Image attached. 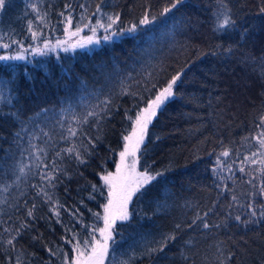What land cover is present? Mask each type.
<instances>
[{
  "label": "trees",
  "instance_id": "16d2710c",
  "mask_svg": "<svg viewBox=\"0 0 264 264\" xmlns=\"http://www.w3.org/2000/svg\"><path fill=\"white\" fill-rule=\"evenodd\" d=\"M224 2L237 24V29L227 34L214 31L218 0H184L167 18L93 49L60 50L31 63L0 61V162L13 170L17 161L29 163L32 144L47 152L45 162L51 164L56 151L88 144L84 133L99 137L88 153L81 149L84 163L67 154L57 158L67 172V176L57 173L59 182L50 191L64 206L59 222L32 187L47 185L34 166L30 165L19 186L0 192V198L7 200L0 204V221H4L0 235L5 239L8 236L3 229L19 226L33 203L38 217L34 221L28 218L32 228L16 241L17 251L0 244V264H9L7 257L17 255L26 264H60L48 247L57 253L63 249L71 261L74 252L62 237L72 238V234L64 228L84 236L88 231L84 225L94 223L93 213L102 212L106 200L96 193V199L90 200L91 185H102L100 174L115 168L122 135L131 127L127 117H134L186 64L182 82L175 88L177 95L149 125L146 152L140 159V171L147 164L153 174L163 175L133 197L129 205L132 220L118 222L116 243L110 247L105 264H264V222L245 228L230 220L227 228L210 230L197 222L193 229L186 228L197 211H206L213 202L218 215L210 214L211 224L221 223L229 212L247 218V211L240 206L247 202L243 193L251 191L249 179L258 183L260 178L259 172H253L258 165H246L240 172L239 161L255 150L252 145L256 142L244 138L255 135L258 117L264 114V15L259 13V0ZM34 3L41 14L48 13V27L36 18L31 8ZM98 3L100 0H5L0 9V43H31L30 21L32 30H42L45 37L63 36L65 23L59 13L67 15L66 4L72 6L74 28L81 12L95 24L100 17L91 13ZM149 4L157 12L164 0H105L102 7L106 13L120 12L122 26L127 27V22L138 20ZM229 46L230 54L224 52ZM124 88L136 95L124 94ZM105 97L112 101L111 114L101 122L99 131L84 125L76 137L61 139L68 136L69 128L77 127L73 116L82 118ZM16 133L21 134L19 141ZM225 148L230 150L228 157L220 156ZM21 150H25L23 156ZM218 156L221 165L226 169L230 165L233 172L224 185L213 171ZM14 179L9 172L0 177V183ZM234 194L239 204L231 200ZM229 204L233 206L229 208ZM74 208L83 216L73 217L70 211ZM177 224L182 226L180 230L175 228ZM169 235L176 239L167 241L162 251L145 254L160 248ZM189 240L193 243L188 244ZM230 252L234 254L231 257Z\"/></svg>",
  "mask_w": 264,
  "mask_h": 264
},
{
  "label": "snow or ice",
  "instance_id": "6c2138e0",
  "mask_svg": "<svg viewBox=\"0 0 264 264\" xmlns=\"http://www.w3.org/2000/svg\"><path fill=\"white\" fill-rule=\"evenodd\" d=\"M184 3V0H164V5L157 12H153L151 5H146L143 14L136 21H128L127 27H123L122 24L124 21L121 19L120 12L106 13L103 10L102 5L105 4V0H100V3L95 5V11L91 13V16H99L100 18L96 20L95 24H91V17L86 16L85 12L80 13V22L76 24L75 30L72 31V6L71 4H66L65 12H60L59 15L63 17L64 23L68 26L66 31V39L64 41L56 40L55 47H63L68 43V38L79 37L80 33L84 28H89L92 35L83 37L82 41L77 40V42L71 45L72 49L76 47H86L87 45L99 44L101 39L107 41L113 39V37L122 36L125 33H136L141 30V27L144 25H151L155 23L159 18H167L168 14L173 13L174 9H177L178 5ZM219 8L214 12V17L216 23L214 24V31L220 34H227L230 31L237 29L236 21L232 18V10L224 2V0H218ZM5 5V0H0V9ZM81 8H84V5H80ZM31 8L34 12L37 13L36 18L41 21L48 27L47 16L48 13H40V9L37 4H32ZM259 13L264 15V0H259ZM87 20L88 22H84ZM104 29L103 37L97 36L98 29ZM29 31L31 32V39L37 40L40 36L43 35V31H33L31 27V21L29 22ZM12 44L18 46V51L13 54L0 55V61H11V60H24L26 59L25 53L31 49L36 53H44L46 50H52L53 45L50 39H44L43 46L33 47L32 44H28L27 47L23 44L22 41L12 40ZM217 49H220L221 46L217 45ZM0 48L9 49L11 44L0 43ZM64 51H69L68 47H64ZM225 53H231V46L224 49ZM215 54V53H214ZM187 64L185 67L180 68L171 78L166 82V85L159 89L155 94L153 99L145 101V107L140 108L133 118L128 116L127 119L131 121L130 130H128L126 135H122V149L119 151V162L116 163L115 171H106L100 174V179L102 185L97 186L95 184L91 185L92 192L89 193V199L95 200L96 195L98 194L101 197H104L106 202L102 205L103 215L99 212L93 213V216L96 217L98 222H102V226L92 225L90 231H87V234L81 236L79 232L73 231L71 228L65 226L64 231L66 233L71 232L72 238L68 236L62 237L67 244L71 245V250L74 252V255L69 261L67 252L60 250L59 253L52 250L48 247L47 251L51 256H57L60 259V264H105V260L109 255V249L112 244H115V235L118 233L117 224L118 222H130L132 220L133 213L129 210V205L133 201V197L138 193H141V190L145 186L151 184L152 181H155L157 177L163 175L162 172H156L153 174L149 171L150 165H145L143 171H140V159L141 156L146 152V140L149 139V125L152 124L153 119L157 116L158 111L162 110L163 106H166V103L170 99L174 98L177 93L175 88L178 86V81L182 82L181 78L185 74ZM151 73H147V76L151 78ZM155 87V85H153ZM147 90V88H146ZM124 94L136 95V93H128V89L124 88L122 90ZM112 101L109 97H105L103 100L99 101L96 105L92 106V109L88 111L83 117L73 116V120L76 122L77 127H71L68 129V136L61 137V139H68L69 137H76L81 131L84 125H91L97 128V131L100 130V125L103 120L111 114ZM15 115V114H13ZM93 118L91 121L89 118ZM257 132L255 135H250V137H245V140L249 142L255 141L256 143L252 145L255 148L254 151H251L248 155L243 156L240 159V172L245 171L246 165H258V168L254 169L253 172H259L260 178L258 183H255L253 179H249L247 183L251 186V191L243 193L246 198V203L240 205L247 211V218L242 219L241 214L233 216L230 212L219 224L209 223L208 217L210 214L218 215L215 212L216 202H213V205L209 207L206 211H197L196 215L192 218L191 222L186 225V228L193 229L194 226H202L205 230H210L212 228H227L230 220H235L239 225L243 227H248L252 224H260L264 222V114L258 117V122L255 125ZM24 131V129H22ZM88 139V144H81L77 147L75 144L73 146L60 149L55 152V155L52 157L51 164L45 162L47 157V152L38 148L36 145L30 144L29 157L30 162L24 163L22 161L16 162V169L13 170L10 166L6 165L3 162H0V177H6L9 172H13L15 179L11 183H0V192L7 193L13 185L19 186L21 183L22 177H26L30 171V165L34 166L36 169H39V176L41 180L46 181L47 185L44 187H39L32 185V187L37 189V195L41 196L44 201L50 205V212L55 215L57 221L59 222V217L61 215V209L64 208L60 204L58 199H53V195L50 194L51 190H54L56 183L59 182V177L57 173H63L67 176V172L64 171L62 166L57 163V158L63 159L62 154H67L69 157L77 160L79 163H84L83 153L86 154L90 151V146L95 143L93 137L87 136V133L83 134ZM17 140L21 138L20 133H16ZM160 139V137H156ZM143 146V147H142ZM21 150V156L23 152ZM230 155V150L225 148L224 151L220 153V156L228 157ZM239 155V153H237ZM222 161H220L219 156L217 157V168L220 167ZM47 169V171H45ZM227 170L231 171V166H227ZM216 172V169H213ZM218 175V173H217ZM226 187V186H225ZM23 195V192H21ZM219 198V194L217 199ZM231 200L239 204V197L237 195H232ZM7 203V200L0 198V204ZM81 204H84V201H80ZM27 204V201H25ZM87 208V205H84ZM233 205L229 204L228 207L231 208ZM16 207V205H13ZM37 205L33 203L31 207L26 209V216L22 220L19 226L7 227L3 229V232L7 234L8 238L5 239L3 235H0V244L10 247L13 251L16 249V241L22 234L32 228V224L28 221V218L36 220L38 217L35 215ZM18 210V209H17ZM91 211V209H88ZM70 214L73 217H82L83 213L79 211L78 208H74L70 211ZM11 219V217H9ZM4 221H0V224H3ZM80 223L83 224V220H80ZM85 230L89 229L88 225H84ZM177 230H180L182 226L177 224L175 226ZM99 237V238H97ZM37 239V237H33ZM175 235H169L165 238V241L162 243L160 248H153L146 252V255H151V253L156 251H162L163 246L166 245L167 241L175 240ZM188 244H192V240L187 241ZM7 250V248H6ZM22 252V249L19 250ZM31 255H35L34 253ZM134 255V254H133ZM183 255V254H182ZM234 255L229 253V257ZM131 259V257H130ZM185 260L188 259L187 256L184 257ZM7 260L9 264H26L24 260L21 259L20 255H17L15 258L8 256ZM121 264H128V261H122ZM193 264L195 262L193 261Z\"/></svg>",
  "mask_w": 264,
  "mask_h": 264
},
{
  "label": "rangeland",
  "instance_id": "374dc122",
  "mask_svg": "<svg viewBox=\"0 0 264 264\" xmlns=\"http://www.w3.org/2000/svg\"><path fill=\"white\" fill-rule=\"evenodd\" d=\"M67 28H68V26L65 24V29H67ZM71 30L74 31L75 28L72 26L71 27ZM104 34H105L104 33V29L101 28V29H98L97 30V36L98 37H101L102 38ZM125 34H128V33H125ZM90 35H92V33L89 30V28H84L83 31L80 33V36L79 37H71V38H68V43L65 44L63 47H55V44H56V40L57 39H59L60 41H64L66 39V31L64 32V35L61 36V37H56V36H46L45 37L44 35H42L37 40H32L31 43H27L25 41H22L23 44L25 45V47H27L28 44H32L33 47H37V46L42 47L43 46L44 39H50L52 41L53 48H52V50H46L42 54L41 53L33 52L31 49H29L28 52L25 53L26 59H24V60H18V61H23V62H29V63H31L34 59L39 58L41 56H46V55H49V54H52V53H58L60 50H64V47H68L69 48V51H73L74 49L71 48V45L75 44L77 42V40H81L82 41V38L83 37H87V36H90ZM122 36L113 37V39L107 40V41L101 39V41H100L99 44L87 45L86 47H76L75 49H93V48H95L97 46L103 45L105 43H109V42H111V41H113L115 39H118V38L122 37ZM18 50L19 49H18V46L16 44L13 45V46H11V48H9V49L0 48V55H5V54H13L14 55ZM11 61H13V60H11ZM118 153H119V151L117 152V161H116V163L119 162V155H118ZM216 166L214 167L216 169L215 177H216V179L218 180V182L220 184L224 185L226 183V181L232 177V175H233L232 173L233 172L232 171H228L222 165H220V167H218V168ZM114 171H115V168L112 170V172H114ZM217 173H218V175H217ZM101 215H103V209H102ZM92 225L102 226V222H98L97 219H95L94 223L88 225L89 226L88 231H90V227ZM97 238H99V237H97Z\"/></svg>",
  "mask_w": 264,
  "mask_h": 264
}]
</instances>
